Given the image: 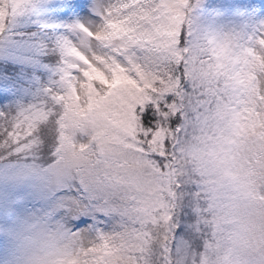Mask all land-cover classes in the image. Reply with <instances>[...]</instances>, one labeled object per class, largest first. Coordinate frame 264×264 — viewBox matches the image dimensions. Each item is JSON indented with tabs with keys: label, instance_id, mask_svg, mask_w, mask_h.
<instances>
[{
	"label": "snow or ice",
	"instance_id": "1",
	"mask_svg": "<svg viewBox=\"0 0 264 264\" xmlns=\"http://www.w3.org/2000/svg\"><path fill=\"white\" fill-rule=\"evenodd\" d=\"M49 2L0 0V41L28 38L12 59L60 57L38 101L0 107V183L21 192L0 264H264V2L93 0L98 20L59 26ZM22 75L0 74V105Z\"/></svg>",
	"mask_w": 264,
	"mask_h": 264
},
{
	"label": "rangeland",
	"instance_id": "2",
	"mask_svg": "<svg viewBox=\"0 0 264 264\" xmlns=\"http://www.w3.org/2000/svg\"><path fill=\"white\" fill-rule=\"evenodd\" d=\"M210 3L214 0H209ZM254 3H261L264 0H253ZM57 0H50L46 8L41 9V14L44 18L54 22L57 26L72 23L76 20L82 22H87L89 20H98L99 17L92 12L91 6L93 0H87L88 8L84 12H79L75 14H64V10L58 9L56 7ZM264 15V12L261 13ZM34 17H21L18 18L15 27L13 28L14 33H29L37 30V25L33 23ZM53 39L61 33L65 32L63 27H57L55 30L44 29ZM27 36L15 35L13 40L15 44H10L5 47L4 42L0 41V74H20L22 73L23 89L19 94L12 95L10 100H5L3 105L4 107L9 103L18 102V103H30L36 102L40 99L41 88L43 85L49 83L51 79L55 78V73L53 69L58 66V61L60 59L59 53H53L46 57L41 58V66L33 67L31 65H22L12 59V54L18 50L19 46L27 47ZM72 39L75 41L78 39L76 34L72 35ZM16 68H14V67ZM2 91V89H0ZM21 195V192L13 190L12 188L0 183V202H6L10 199H14L16 196ZM36 202L34 200L28 201L23 205V209L31 211L36 207ZM3 217L0 216V219ZM87 220V223L83 221ZM92 221L88 220L86 217H81L79 220H74L69 223L73 231L77 230V227L84 229L91 224Z\"/></svg>",
	"mask_w": 264,
	"mask_h": 264
},
{
	"label": "trees",
	"instance_id": "3",
	"mask_svg": "<svg viewBox=\"0 0 264 264\" xmlns=\"http://www.w3.org/2000/svg\"><path fill=\"white\" fill-rule=\"evenodd\" d=\"M14 67V66H13ZM14 68H16V67H14Z\"/></svg>",
	"mask_w": 264,
	"mask_h": 264
}]
</instances>
